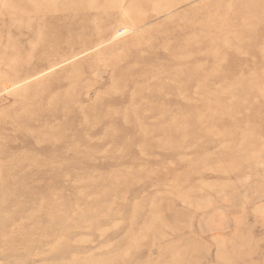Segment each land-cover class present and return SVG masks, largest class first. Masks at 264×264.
Returning <instances> with one entry per match:
<instances>
[{
  "label": "rangeland",
  "instance_id": "rangeland-1",
  "mask_svg": "<svg viewBox=\"0 0 264 264\" xmlns=\"http://www.w3.org/2000/svg\"><path fill=\"white\" fill-rule=\"evenodd\" d=\"M38 1L0 0V264H264V0Z\"/></svg>",
  "mask_w": 264,
  "mask_h": 264
},
{
  "label": "bare ground",
  "instance_id": "bare-ground-1",
  "mask_svg": "<svg viewBox=\"0 0 264 264\" xmlns=\"http://www.w3.org/2000/svg\"><path fill=\"white\" fill-rule=\"evenodd\" d=\"M37 1H38V0H37ZM51 1H53V0H39L38 3H36L37 6H34L35 4H34V5L31 4V5L34 6L35 9H38L37 7H43V8H45V9L50 10V9H52V8L54 9V7H55L54 5L51 6V4H50ZM59 1L63 2V1H65V0H59ZM32 2L34 3V1H32ZM32 2H31V3H32ZM63 3H65V2H63ZM259 3H260V2H259ZM259 3H258V4H259ZM29 4H30V3H29ZM61 6H62V5H61ZM59 7H60V6H59ZM62 7H63V6H62ZM32 9H33V8H32ZM12 10H14V9H12ZM60 11H61V10H60ZM62 11H63V10H62ZM62 11H61L60 13H62ZM33 12H34V11H33ZM38 12H39V11H38ZM35 14H36V13H35ZM44 15H45V14H44ZM63 15H64V11H63ZM72 15H73V14H72ZM36 16H37V15H35V19H37ZM60 16H61V15H60ZM73 16H74V15H73ZM57 17H58V16H57ZM54 18H55V17H54ZM61 18H63V17H61ZM103 18H104V17H103ZM63 19H64V18H63ZM66 19H67V17H66ZM69 20H71V18H70ZM65 21H66V20H65ZM65 21H64V23H65ZM55 22H56V21H55ZM59 22H60V21H57L56 23H59ZM37 23H38V22H37ZM62 23H63V22L61 21V24H62ZM35 24H36V23H35ZM66 24H67V23H66ZM69 24H70V23H69ZM199 24H200V23H199ZM36 25H37V24H36ZM45 25H46V24H45ZM47 25H48V24H47ZM47 25H46V26H47ZM52 25H53V24H52ZM56 25H59V24H56ZM56 25H55V26H56ZM73 25H74V24H73ZM46 26H45V27H46ZM49 26H50L51 28H52V27L54 28V25L51 26V24H50V25H48V27H49ZM70 26H71V25H70ZM74 26H75V25H74ZM204 26H205V25H204ZM204 26H203V27H204ZM50 27H49V28H50ZM60 27H61V26H59V28H60ZM62 27H63V29H67V30H68V27L65 28V27H66L65 24H64ZM53 28H52L51 30L49 29L50 32H52ZM55 29H56V28H55ZM55 29H54V30H55ZM63 29H62V30H63ZM79 29H80V28H79ZM205 29L207 30L206 27H205ZM60 30H61V29H60ZM62 30H61V31H62ZM43 31H45V30H43ZM47 31H48V30H47ZM58 31H59V30H57V32H58ZM69 31H70V30H69ZM53 32H54V31H53ZM53 32H52V33H53ZM62 32H63V31H62ZM201 32H202V31H201ZM214 32H215V31H214ZM216 32H217V31H216ZM45 33H46V31H45ZM67 33H68V32H67ZM207 33H208V32H207ZM46 34H47V33H46ZM46 34H45V35H46ZM59 34H60V33H59ZM62 34H64V32H63ZM200 34H201V33H200ZM209 34H211V33H209ZM209 34H206V35L209 36ZM212 34H213V33H212ZM250 34H251V33H250ZM49 35H50V34H49ZM60 35H61V34H60ZM60 35H59V36H60ZM214 35H216V33H214V34L212 35V38H213ZM62 36H63V35H62ZM216 36H217V35H216ZM38 37H39V36H38ZM38 37H36V38H38ZM49 37H50V36H49ZM202 37H203V36H202ZM205 37H206V36H205ZM210 37H211V35H210ZM41 38H42V37H41ZM44 38L46 39L47 37L45 36ZM63 38H64V37H63ZM198 38H199V37H198ZM198 38H197V39H198ZM215 38H216V37H215ZM56 39H57V37H56ZM61 39H62V38H61ZM61 39H59V40H61ZM213 39H214V38H213ZM251 39H252V38H251ZM198 40H199V39H198ZM216 40H217V38H216ZM57 41H58V39H57ZM193 41H194V40H193ZM195 41H196V40H195ZM195 41H194V42H195ZM209 41H210V40H209ZM211 41H212V40H211ZM211 41H210V42H211ZM213 41H214V40H213ZM213 41H212V42H213ZM38 42H39V41H38ZM60 42L62 43V40H61ZM60 42H59V43H60ZM64 43H65V42H64ZM47 44H48V43H46V45H47ZM39 45H40V44H39ZM44 45H45V44H44ZM39 47H40V46H39ZM45 47H47V46H45ZM49 48H51V47H49ZM39 49H41V48H39ZM42 49H43V51H42V50H40V51H42L43 54H45V53H44L45 51H47L48 53H49V52H52V51H50V50H52V49L48 50L47 48H43V47H42ZM38 52H39V50H38ZM40 55H41V54H40ZM38 56H39V55H38ZM43 56H44V55H43ZM43 56H42V57H43ZM45 56H46V55H45ZM42 60H43V59H42ZM39 61H40V60H39ZM41 62H42V61H41ZM19 64H20V63H19ZM21 66H22V65H21ZM10 71H11V70H10ZM22 76H23V75H22ZM23 79H24V76H23ZM23 79H22V80H23ZM11 80H12L13 82H16V80L14 79L13 76L11 77ZM25 80H26V78H25ZM23 81H24V80H23ZM71 91H72V90H71ZM255 92H256V91H255ZM234 104H235V103H234ZM236 105H237V104H236ZM233 109H234V108H233ZM217 136H219V135H217ZM220 136H221V135H220ZM45 141H46V140H45ZM143 145H144V144H143ZM179 145H180V144H179Z\"/></svg>",
  "mask_w": 264,
  "mask_h": 264
}]
</instances>
